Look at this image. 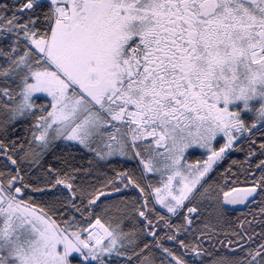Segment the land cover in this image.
Returning a JSON list of instances; mask_svg holds the SVG:
<instances>
[{
  "label": "snow or ice",
  "instance_id": "snow-or-ice-1",
  "mask_svg": "<svg viewBox=\"0 0 264 264\" xmlns=\"http://www.w3.org/2000/svg\"><path fill=\"white\" fill-rule=\"evenodd\" d=\"M0 264H264V0H0Z\"/></svg>",
  "mask_w": 264,
  "mask_h": 264
},
{
  "label": "rangeland",
  "instance_id": "rangeland-1",
  "mask_svg": "<svg viewBox=\"0 0 264 264\" xmlns=\"http://www.w3.org/2000/svg\"><path fill=\"white\" fill-rule=\"evenodd\" d=\"M36 96H46L45 93H36L35 94ZM242 102H234L233 104H230L229 107L230 108H234V107H239V105L241 104ZM250 103H259V100H255V101H250Z\"/></svg>",
  "mask_w": 264,
  "mask_h": 264
},
{
  "label": "trees",
  "instance_id": "trees-1",
  "mask_svg": "<svg viewBox=\"0 0 264 264\" xmlns=\"http://www.w3.org/2000/svg\"><path fill=\"white\" fill-rule=\"evenodd\" d=\"M237 155H239V154H237ZM245 211H247V207H246V209L244 211H233L232 215L233 216L240 215V214L244 213Z\"/></svg>",
  "mask_w": 264,
  "mask_h": 264
},
{
  "label": "water",
  "instance_id": "water-1",
  "mask_svg": "<svg viewBox=\"0 0 264 264\" xmlns=\"http://www.w3.org/2000/svg\"><path fill=\"white\" fill-rule=\"evenodd\" d=\"M233 207H234V210L241 211V210H244L247 206H241V207L233 206Z\"/></svg>",
  "mask_w": 264,
  "mask_h": 264
},
{
  "label": "flooded vegetation",
  "instance_id": "flooded-vegetation-1",
  "mask_svg": "<svg viewBox=\"0 0 264 264\" xmlns=\"http://www.w3.org/2000/svg\"><path fill=\"white\" fill-rule=\"evenodd\" d=\"M257 100H258V99H257ZM242 115H243V113H242ZM245 209H246V208H245ZM245 209H244V210H245ZM244 210H241V211H244ZM234 211H238V210H234Z\"/></svg>",
  "mask_w": 264,
  "mask_h": 264
}]
</instances>
